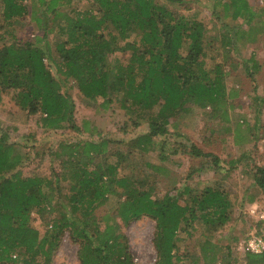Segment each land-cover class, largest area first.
Here are the masks:
<instances>
[{
	"label": "trees",
	"instance_id": "16d2710c",
	"mask_svg": "<svg viewBox=\"0 0 264 264\" xmlns=\"http://www.w3.org/2000/svg\"><path fill=\"white\" fill-rule=\"evenodd\" d=\"M182 1L0 0V43L4 45L0 56V102L5 90L17 89L16 103L28 115L39 113L44 132L68 128L98 136L76 142L62 140L48 149L51 158L62 159L61 176L54 170L44 176L24 175L22 167L28 157L21 148L24 145L10 142L0 128V264H50L68 229L80 244V264H136L117 225L108 221L101 229L94 214L120 186L125 194L118 207L120 217L129 222L147 215L156 222L155 264L182 261L184 253L179 244L183 238L179 233H190L196 221L216 229L230 219L233 203L221 185L211 184L200 190L185 185L176 195L166 192L157 197L152 183L145 188L135 186L136 179L148 180L155 177V171L141 177L128 176L122 151L111 153L114 161L103 158L97 163L99 155L114 145H122L140 155L147 167L158 169L150 155L158 152L163 156L160 152L170 127L176 129L179 125L174 117L189 102L203 112L210 107L211 115L220 114L229 120L224 108L232 93H228L226 85L227 72L220 63L206 67L205 36L199 30L204 25L197 18L199 12L177 14L170 8ZM79 2L84 4L79 6ZM223 6L233 19L248 15L250 21L258 14L249 0H227ZM25 16L39 31L33 38L24 39L16 33V22ZM260 29L263 31L264 21ZM53 33L60 37L55 48L49 42ZM132 34L138 39L130 43L126 40ZM230 43L229 38L227 44ZM185 46L187 52L183 53ZM117 50L131 51L127 62L112 57ZM51 65L65 76V81L76 82L87 105L107 108L117 102L128 116L126 127L147 125L148 130L129 139H118L110 133L104 136L87 120L79 125L72 96L62 89ZM174 134L178 135V131ZM185 140L192 154L211 155ZM219 160L216 156L212 159L217 168ZM61 181L67 182L66 192L57 186ZM252 187L254 191L246 190L243 197L251 204L264 196L263 166L256 168ZM64 199L67 206L62 207L46 233L51 245L40 263V231L32 224L31 213L53 209V201L61 204ZM199 240L201 253L195 263L218 264L221 246L213 244L207 234ZM226 251L230 255L228 245ZM20 254L21 263L17 259ZM220 264L233 262L223 258ZM244 264H264V251L246 252Z\"/></svg>",
	"mask_w": 264,
	"mask_h": 264
},
{
	"label": "rangeland",
	"instance_id": "374dc122",
	"mask_svg": "<svg viewBox=\"0 0 264 264\" xmlns=\"http://www.w3.org/2000/svg\"><path fill=\"white\" fill-rule=\"evenodd\" d=\"M159 1L166 3V0ZM225 1L227 0H222L221 3L218 0H183L175 6L170 5V8L177 14L199 12L197 18L204 25L199 30L205 36L206 67L220 63L227 72L226 85L228 93H232L226 99L224 108L227 109L229 120L226 121L220 114L211 115L210 107L203 112L193 102H189L187 108H182L174 117L179 125L176 129L170 127L168 138L160 152L163 156H159L158 152H152L150 155L151 161L159 167L158 169L147 167L146 161L141 159L140 155L122 145H114L109 152L97 158V163L103 158L110 160L111 153L120 150L126 156L128 176L141 177L143 173L155 171V177L151 176L148 180L143 179L140 182L134 180L135 186H142L141 188L152 183L154 195L157 197L166 192L176 195L185 185L200 190L205 186L217 184L230 193L233 207L228 221L216 229H211L200 220L190 228V233H179L183 238L179 244L180 252L184 253L179 264H197L196 258L201 253L198 243L204 234H207L217 247L221 246L218 264L223 258L231 259L233 264H244L245 253L240 248V241L257 229V218L251 212L254 203L247 202L243 197L246 190L252 192L255 189L252 186L256 168L264 167V29H260L264 21V0H249L252 9L258 13L250 21L248 15L233 19L224 9ZM77 4L82 6L84 2ZM15 26L16 33L21 38H33L39 34L29 16L18 20ZM244 31L246 34L242 37ZM229 38L231 43L227 44ZM137 39L138 36L132 34L126 41L132 43ZM59 40L57 33L49 35L53 48ZM124 43L125 41H122L120 44ZM3 46L0 43V56ZM185 52L186 46L183 48V53ZM130 53V50H117L112 57L127 62ZM254 63L258 64L257 69L254 68ZM51 70L62 83V89L72 96L75 119L79 125L87 120L90 126L97 128L95 130L104 136L110 133L118 139H129L148 130L147 125L134 129L126 127L128 116L117 102L107 108L87 105L74 80L65 81V76L59 74L54 65H51ZM235 78L239 80L234 82ZM17 91L8 89L3 92L0 102V128L4 130L10 142H20L24 145L21 148L28 153L26 163L22 167L24 175L44 176L54 170L61 176L64 168L62 159L51 158L48 149L62 140L76 142L86 138L97 139L98 136L95 132L90 135V132L79 133L68 128L56 133L44 132L39 123V113L28 115L27 111L22 110L16 103ZM175 130L178 135L174 134ZM185 138L211 155L192 154L190 147L185 144ZM214 156L220 159L218 168L212 163ZM112 160L114 161L113 158L110 161ZM57 186H61L63 192L68 189L67 182L61 181ZM124 198V189L120 186L109 196L107 203L95 209L94 214L99 226L104 229L108 221L115 223L118 233L124 235L123 241L127 242L135 263L155 264L158 258L154 244L156 222L147 215L125 222L118 212L119 203ZM184 199L181 198L182 203L185 202ZM60 202L62 203L58 204L53 201L52 207L56 205L53 209L48 207L40 212L33 210L31 213L32 224L40 231L42 251L37 257L40 263L44 261L45 252L51 245L50 237L46 233L51 229L55 217L60 215L62 207L67 206L65 199ZM257 202L256 207L264 210V196ZM70 232L68 229L61 237L51 256L50 264H80V244L72 239ZM227 245L231 250L230 255L226 251ZM186 248H189L188 252ZM17 259L21 263L22 254ZM199 264L203 262L200 261Z\"/></svg>",
	"mask_w": 264,
	"mask_h": 264
},
{
	"label": "built area",
	"instance_id": "2783aa9c",
	"mask_svg": "<svg viewBox=\"0 0 264 264\" xmlns=\"http://www.w3.org/2000/svg\"><path fill=\"white\" fill-rule=\"evenodd\" d=\"M257 203L258 202H254V204H252L251 212L256 216L257 221L260 223V230L257 232L256 229L253 233L240 241V248L244 253H262L264 251V210L256 207Z\"/></svg>",
	"mask_w": 264,
	"mask_h": 264
}]
</instances>
